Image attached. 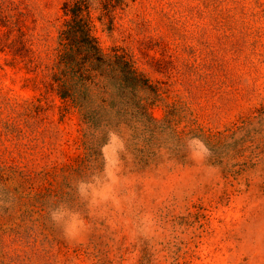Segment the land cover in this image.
<instances>
[{
	"label": "rangeland",
	"instance_id": "obj_1",
	"mask_svg": "<svg viewBox=\"0 0 264 264\" xmlns=\"http://www.w3.org/2000/svg\"><path fill=\"white\" fill-rule=\"evenodd\" d=\"M65 1L0 0L31 50L16 61L0 52V170L17 201L0 211V264H264V0H126L110 15L91 0L101 47L158 88L155 117L178 108L180 129L244 149L220 163L190 139L183 163L165 152L141 171L113 135L104 171L77 188L87 214L58 207L42 224L21 196L52 193L81 154L77 115L60 118L47 89Z\"/></svg>",
	"mask_w": 264,
	"mask_h": 264
},
{
	"label": "trees",
	"instance_id": "obj_2",
	"mask_svg": "<svg viewBox=\"0 0 264 264\" xmlns=\"http://www.w3.org/2000/svg\"><path fill=\"white\" fill-rule=\"evenodd\" d=\"M99 1L107 15L127 7L126 0ZM5 8L0 7V32L2 27L7 28L3 35L5 38L0 37V52L8 50L16 61L22 58L21 51L29 53L31 50L27 48L28 41H25L20 21L14 20L15 16L8 12V9L10 12L14 10L8 6ZM62 10L67 19L60 32V47L50 68L47 89L60 104V118L71 112L77 115L81 154L61 172V181L52 193L44 190L31 201H23L21 196L20 205L37 214L39 223L44 224L42 221L47 220L51 211L58 207L87 214L77 188L104 171L103 148L113 135L124 139L125 150L141 171L156 165L165 152L183 163L188 149L187 140L195 138L206 145L215 162L221 163L241 153L244 148L241 149L243 145L239 139L232 143L221 142L204 133L198 134L197 129H180L178 108L169 106L162 119L154 116L152 107L163 101L158 88L127 54L117 50L107 52L101 47L93 33L91 0H66ZM15 31L18 36L11 39ZM259 122V136L263 138L264 112ZM262 148L264 153V144ZM251 162L252 158L244 160L239 172L245 171ZM7 181L0 170V191L6 197L5 200L0 199V211L5 210V213L14 210L17 204L15 193ZM14 191L18 193V190Z\"/></svg>",
	"mask_w": 264,
	"mask_h": 264
}]
</instances>
